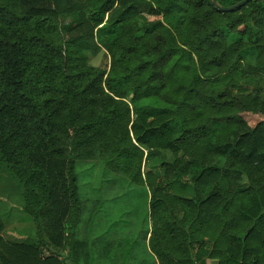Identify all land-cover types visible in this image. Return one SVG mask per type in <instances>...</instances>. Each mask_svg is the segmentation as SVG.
Listing matches in <instances>:
<instances>
[{"label": "trees", "instance_id": "obj_1", "mask_svg": "<svg viewBox=\"0 0 264 264\" xmlns=\"http://www.w3.org/2000/svg\"><path fill=\"white\" fill-rule=\"evenodd\" d=\"M85 161L147 186L158 264H264V0H0V164L35 226L0 218V264H87Z\"/></svg>", "mask_w": 264, "mask_h": 264}, {"label": "rangeland", "instance_id": "obj_2", "mask_svg": "<svg viewBox=\"0 0 264 264\" xmlns=\"http://www.w3.org/2000/svg\"><path fill=\"white\" fill-rule=\"evenodd\" d=\"M92 64L106 69L110 67V59L104 51ZM163 160L173 162L174 157L168 150L156 152L152 159L144 161L143 175L148 171L163 175L159 167ZM76 173L80 204L84 205L85 212L71 231L76 240L87 243V264H158L147 239L153 229L147 186L134 184L127 176L96 161L78 162ZM197 173L196 169L191 171L187 178L189 184L194 182ZM188 191L187 197H193L192 189ZM0 218L5 223L6 240L22 243L34 239L33 220L24 212L23 188L1 164Z\"/></svg>", "mask_w": 264, "mask_h": 264}, {"label": "water", "instance_id": "obj_3", "mask_svg": "<svg viewBox=\"0 0 264 264\" xmlns=\"http://www.w3.org/2000/svg\"><path fill=\"white\" fill-rule=\"evenodd\" d=\"M213 5L216 7V9H218L219 11H222V12H235L237 11L238 9H241L242 7H245L248 3L254 1V0H242L241 2L239 3H236L232 6H229V7H224L222 5H220L218 3L217 0H211Z\"/></svg>", "mask_w": 264, "mask_h": 264}]
</instances>
